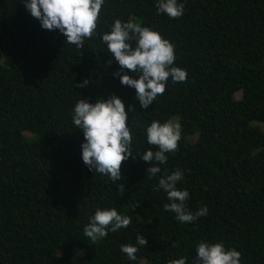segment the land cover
Here are the masks:
<instances>
[{
	"label": "trees",
	"instance_id": "1",
	"mask_svg": "<svg viewBox=\"0 0 264 264\" xmlns=\"http://www.w3.org/2000/svg\"><path fill=\"white\" fill-rule=\"evenodd\" d=\"M183 3V16L170 19L157 15L155 0H105L97 35L77 48L41 29L20 0H0V60H8L0 63V264H168L181 256L194 264L200 241L236 249L241 264H264V0ZM114 19L157 31L174 45L173 66L187 72L184 82L169 78L148 109L113 78L119 66L99 33ZM84 79L89 85L77 88ZM111 94L135 110L133 151L157 150L144 136L153 120L179 119L178 147L159 166L184 172L177 187L189 191L188 209L207 206V216L175 220L157 190L160 174L149 178L138 155L121 163L122 193L83 164L72 108L80 97ZM98 207L131 223L93 241L83 228ZM137 234L147 245L129 261L120 246Z\"/></svg>",
	"mask_w": 264,
	"mask_h": 264
},
{
	"label": "clouds",
	"instance_id": "2",
	"mask_svg": "<svg viewBox=\"0 0 264 264\" xmlns=\"http://www.w3.org/2000/svg\"><path fill=\"white\" fill-rule=\"evenodd\" d=\"M25 10L35 18L41 29L56 30L64 36V42L82 48L86 39L97 35L98 17L105 0H20ZM157 15L164 14L170 19L183 16V0H155ZM107 53L114 58L118 69L113 78H118L122 86L135 90L134 99L140 109H148L158 95L165 92L171 78L173 83L184 82L187 72L175 67L174 45L154 29L134 21L114 19L107 31L99 33ZM135 42L134 45L132 42ZM89 79L76 84L77 88L89 85ZM80 97V96H79ZM132 105L126 111L124 102L115 94L107 98H97L89 102L81 97L75 102L71 120L75 128L82 132L80 155L83 164L107 177L116 184L121 193L125 186L120 181L122 161L129 158L140 159L149 164L146 173L149 178L159 175L157 190L166 194L168 203L164 210L174 214L180 223H193L199 217L207 216V206L191 212L186 204L190 197L187 189L177 185L184 179L180 169L162 171L159 165L168 160L166 153L174 152L182 135L179 119L161 123L153 120L144 128L146 143L156 147L144 152L133 151V134L128 124ZM153 161L156 163L153 164ZM131 217L119 214L115 208H96L88 217L83 228L85 237L95 241L127 228ZM135 244H122L120 251L129 261L137 259L139 247H146L147 240L137 234ZM168 264H187V257L168 261ZM194 264H241L240 253L234 248H226L223 242L200 241L195 245Z\"/></svg>",
	"mask_w": 264,
	"mask_h": 264
},
{
	"label": "rangeland",
	"instance_id": "3",
	"mask_svg": "<svg viewBox=\"0 0 264 264\" xmlns=\"http://www.w3.org/2000/svg\"><path fill=\"white\" fill-rule=\"evenodd\" d=\"M7 59L6 58H3V59H1L0 60V63H7ZM241 97V92L240 91H238V92H236L235 93V98L236 99H239ZM171 120H176V118H173V119H171ZM257 122H253L252 124H256ZM264 126V125H263ZM25 135H26V137H31V133H29V132H25ZM196 138H197V134H195V135H192L191 137H189V139L191 140V141H194V140H196ZM61 209V208H60ZM61 254H62V252H61ZM87 262L88 263H91V260H87ZM147 261L146 260H143V261H141V264H145Z\"/></svg>",
	"mask_w": 264,
	"mask_h": 264
}]
</instances>
